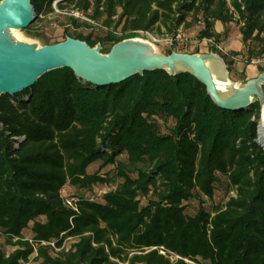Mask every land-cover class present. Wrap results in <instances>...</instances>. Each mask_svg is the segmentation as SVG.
Masks as SVG:
<instances>
[{
  "label": "trees",
  "instance_id": "obj_1",
  "mask_svg": "<svg viewBox=\"0 0 264 264\" xmlns=\"http://www.w3.org/2000/svg\"><path fill=\"white\" fill-rule=\"evenodd\" d=\"M54 1L32 4L37 14H65L64 40L102 52L139 32L164 27L176 36L198 23V37L213 39L217 51L216 22L237 21L249 59L264 53V0H58L57 8ZM92 23L106 33L84 32ZM24 29L40 35L32 24ZM252 41L262 46L255 50ZM260 114L257 98L240 110L219 106L184 70L97 85L59 67L15 95L2 93L0 236L15 249L0 248V264L32 257L40 264H264ZM170 119L164 132L160 120ZM97 160L114 167L90 173ZM223 175L235 194L188 214V202L212 197ZM97 184L107 189L91 200ZM68 186L84 191L73 194L76 208L61 195Z\"/></svg>",
  "mask_w": 264,
  "mask_h": 264
},
{
  "label": "water",
  "instance_id": "obj_2",
  "mask_svg": "<svg viewBox=\"0 0 264 264\" xmlns=\"http://www.w3.org/2000/svg\"><path fill=\"white\" fill-rule=\"evenodd\" d=\"M36 12L32 0H1L0 1V42L3 32L7 29H21L31 25L36 19ZM125 42V39L116 43L108 55L100 52V46H90L85 41L73 37L56 44H47L39 47L26 43H15L3 46L0 49V95L9 93L15 95L21 90L33 86L44 73L59 67H70L75 73L97 85L117 83L136 72L145 70L166 69L170 73H176L178 62L188 66L184 71L195 75L205 85L211 97L217 104L228 110H240L247 108L253 102L255 96L260 103L262 116L261 96L264 95V83L259 85L260 91L250 89L249 95L243 93L252 81L259 80L263 74L251 78L245 85L229 86L230 78L223 57L214 53L196 54L172 51L169 54L149 55L142 50L130 56L116 54L117 47ZM144 54V55H142ZM210 56L218 57L227 76V83L215 80L207 60ZM223 85V87H221ZM237 91L232 98V104H228L225 98H221L219 88L225 91ZM258 140V139H257Z\"/></svg>",
  "mask_w": 264,
  "mask_h": 264
},
{
  "label": "rangeland",
  "instance_id": "obj_3",
  "mask_svg": "<svg viewBox=\"0 0 264 264\" xmlns=\"http://www.w3.org/2000/svg\"><path fill=\"white\" fill-rule=\"evenodd\" d=\"M57 4L58 0H55L53 2V6L57 8ZM36 15L37 16L35 21L32 23V27L38 30L40 35L31 36L25 31L24 28L12 29L9 36L7 35L6 37L7 39L9 37L10 40H8V45L15 43H26L31 46L39 47L47 44H56L64 40V28L68 25V19L66 18L65 14L60 13L56 9L55 13H36ZM201 27V23L195 24L189 28L181 27L176 32V36H174L175 34L168 33L166 29L162 27L161 30L156 28L152 32H139L124 39L125 41L139 39L148 50L149 55L169 54L167 51L170 48H172L173 51L184 53H214L219 57H222V53H225L227 59L232 61L231 70L227 68V73L230 78L229 86H242L245 85L251 78H255L260 74L264 75V53L262 56H260V62L250 61L247 50L248 45L244 44L242 41L240 24L237 21H232L226 25L218 22L215 25V29L221 39V41L216 45L218 49L217 51L212 49L213 45H215L213 39H201L198 37V31ZM83 30L84 32L93 31L94 35H103L106 33L105 28L99 26L93 29L91 27L84 28ZM261 46L262 44H258L255 41L250 43V47L255 50H258ZM100 52L103 55H108L110 54L111 50L109 52ZM221 87H223V85H221ZM255 99L256 97L252 96V100L254 101ZM160 122L164 132L169 131V127L174 124V121L171 119L167 122L160 120ZM258 142L260 143L259 139ZM100 165L101 161L97 160L89 165L88 171L90 173L100 172L101 174H104L109 169L114 167L112 164H109L101 168ZM120 180L121 179L119 178L114 181L113 186H116ZM220 180L221 181L217 183V187L215 188L214 195L212 197H208L201 193L199 198L195 197L188 202V205L186 206V212L188 214H194L199 209L200 205H202V203H205L207 207L211 208L213 205L219 204L221 201H225L230 195L235 194V189L233 188L234 186H231V184L228 183L229 179L226 176L223 175ZM106 189L107 188L105 185L97 184L93 188V193L99 194L101 190ZM76 192L84 193L83 190H78L75 187H66L67 194L73 195ZM145 201L146 199L143 198V202ZM25 231V237H30V229ZM0 248L6 253H9L15 249V246L8 243L5 237L0 236ZM27 262V264H40V260H37L35 257H32ZM120 264L125 263L121 262Z\"/></svg>",
  "mask_w": 264,
  "mask_h": 264
},
{
  "label": "bare ground",
  "instance_id": "obj_4",
  "mask_svg": "<svg viewBox=\"0 0 264 264\" xmlns=\"http://www.w3.org/2000/svg\"><path fill=\"white\" fill-rule=\"evenodd\" d=\"M10 31H12L11 28H9L5 32H3L0 45H2V44L8 45L9 44V42H8L9 37H8V39L6 37H7V35L9 36ZM3 46H0V47L2 48ZM140 50H142L144 53L148 54V50L142 44V41H140L139 39H133V40L125 41L122 44H120L117 47L116 54L119 56H130V55L137 53ZM142 55H144V54H142ZM207 65L210 68L215 80H217L219 83L222 82L223 84L228 82L227 76H226V73L224 70V65L218 57L210 56L209 59L207 60ZM187 68H188V66L186 64H184L182 62L177 63V66H176L177 70H183V69H187ZM261 83H264V76H262L259 80H255V81H252L250 83L249 88H247V90H245L243 93L244 97H247V95H249L250 89L260 91L259 85ZM237 89L238 88L235 87L233 91L232 90L231 91H225V90H222V88L221 89L219 88L220 97L222 99L225 98V100L228 101L227 102L228 104H232L233 103L232 98H233V95L235 94V91H237ZM261 101H262V116L259 120L258 139H259L260 143L264 146V95L261 96Z\"/></svg>",
  "mask_w": 264,
  "mask_h": 264
},
{
  "label": "built area",
  "instance_id": "obj_5",
  "mask_svg": "<svg viewBox=\"0 0 264 264\" xmlns=\"http://www.w3.org/2000/svg\"><path fill=\"white\" fill-rule=\"evenodd\" d=\"M250 61L252 62H260L261 61V58L260 57H253V58H251L250 59ZM104 193H105V190H101L100 192H99V194H97V195H90V199L91 200H95L97 197H101V196H103L104 195ZM61 195H62V197H63V199H64V202L67 204V205H69V206H72V207H74V208H76L75 207V205H76V200H77V198H76V196H74V195H69V194H67L66 193V187H63L62 189H61ZM45 243H50L51 245H53V246H55V242L54 241H48V242H45ZM56 249H60V248H58V247H56ZM162 252H163V250H162ZM27 264L28 262L27 261H25V262H23L22 264Z\"/></svg>",
  "mask_w": 264,
  "mask_h": 264
},
{
  "label": "crops",
  "instance_id": "obj_6",
  "mask_svg": "<svg viewBox=\"0 0 264 264\" xmlns=\"http://www.w3.org/2000/svg\"><path fill=\"white\" fill-rule=\"evenodd\" d=\"M218 22H220V21H218ZM218 22H216V24H217Z\"/></svg>",
  "mask_w": 264,
  "mask_h": 264
}]
</instances>
